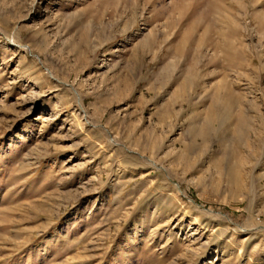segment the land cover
<instances>
[{
    "label": "rangeland",
    "instance_id": "374dc122",
    "mask_svg": "<svg viewBox=\"0 0 264 264\" xmlns=\"http://www.w3.org/2000/svg\"><path fill=\"white\" fill-rule=\"evenodd\" d=\"M256 3L0 0V264H264Z\"/></svg>",
    "mask_w": 264,
    "mask_h": 264
},
{
    "label": "bare ground",
    "instance_id": "6f19581e",
    "mask_svg": "<svg viewBox=\"0 0 264 264\" xmlns=\"http://www.w3.org/2000/svg\"><path fill=\"white\" fill-rule=\"evenodd\" d=\"M222 85V84H221ZM221 85H219L218 86V89L220 90V89H223L222 87H221ZM221 87V88H220ZM216 88V87H215ZM223 90H225V88L223 89ZM219 93H221V92H217V97H220V95H219ZM223 93V92H222ZM230 94V93H229ZM222 95V94H221ZM231 97V96H230ZM224 98V97H223ZM221 100V99H220ZM220 102V101H219ZM219 105V104H218ZM223 107V106H222ZM180 159H183V158H181V157H179ZM190 167V166H189ZM188 170V169H187Z\"/></svg>",
    "mask_w": 264,
    "mask_h": 264
},
{
    "label": "crops",
    "instance_id": "0c3cea01",
    "mask_svg": "<svg viewBox=\"0 0 264 264\" xmlns=\"http://www.w3.org/2000/svg\"><path fill=\"white\" fill-rule=\"evenodd\" d=\"M260 3H262V0H260ZM260 3H256V4H254L253 6H256L257 4H260ZM256 12V11H255Z\"/></svg>",
    "mask_w": 264,
    "mask_h": 264
}]
</instances>
